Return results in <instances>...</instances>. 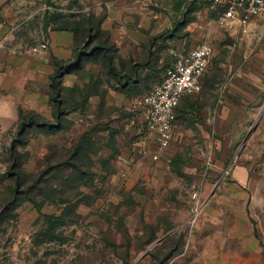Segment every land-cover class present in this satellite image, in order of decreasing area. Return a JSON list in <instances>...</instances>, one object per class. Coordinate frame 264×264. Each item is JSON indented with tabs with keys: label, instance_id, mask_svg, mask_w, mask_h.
Instances as JSON below:
<instances>
[{
	"label": "crops",
	"instance_id": "crops-1",
	"mask_svg": "<svg viewBox=\"0 0 264 264\" xmlns=\"http://www.w3.org/2000/svg\"><path fill=\"white\" fill-rule=\"evenodd\" d=\"M80 1L100 12V28L124 60L139 64L156 47L162 52L159 43L168 37L182 52L207 42L210 53L229 48L228 57L219 56L214 64L208 60L200 90L180 96L174 133L164 145L148 130L139 129L133 139H126L104 115L116 105L129 109L130 96L142 91L140 76L130 79L140 80V87L129 92L117 89L113 78H100L104 69L100 63L88 61L78 70L66 71L60 79L63 96L70 91L78 96L90 76L103 92L90 94L83 108L66 114L65 129L54 134L32 131L28 143L18 146L27 153L24 167L36 171L52 146L73 145L97 126L93 136L97 144L103 138L97 147L99 157L112 167L108 174L114 203L122 204L119 192L124 191L147 212L155 211L161 219L158 230L171 226L160 243L184 233L177 246L178 264H264V14L243 13L220 23L221 9L212 8L210 0ZM6 5L7 0H0V172L19 112L53 119L49 86L53 58L76 64L83 44L71 30L50 29L39 44L13 48L5 25ZM178 32L203 39L187 46ZM42 42L47 44L44 49ZM114 65L119 69L116 60ZM199 94L204 96L200 117L180 123L181 100ZM191 101L193 105L195 100ZM190 110L187 105L183 113L190 117ZM141 111L139 122L146 126V107ZM111 138L116 152L108 144ZM195 189L201 205L193 216ZM135 216L125 213L124 225L136 230L142 220Z\"/></svg>",
	"mask_w": 264,
	"mask_h": 264
},
{
	"label": "rangeland",
	"instance_id": "rangeland-1",
	"mask_svg": "<svg viewBox=\"0 0 264 264\" xmlns=\"http://www.w3.org/2000/svg\"><path fill=\"white\" fill-rule=\"evenodd\" d=\"M6 8L8 12L5 25L11 34L9 42L17 49L39 44L46 32L60 24L62 19L66 18L69 24H73L89 15L93 19L100 16V12L94 13L90 5L81 3L80 0H7ZM54 14L60 17L53 20ZM177 36H180L187 46L203 39L184 36L183 32H178ZM159 44L163 45L162 52L156 47L139 60L142 91L139 96H130L129 109H124V105H116L111 111L104 112L112 121L113 129L126 139H133L139 129L142 132L148 130L144 123L139 122L143 107L142 95L162 80L164 69L170 60L169 48L176 46V40L168 37ZM227 51L230 49L224 48L215 53L212 51L209 63L211 61L214 64L219 56L226 59ZM95 62L101 64V56ZM108 75L104 67L103 74L99 76L108 80L111 78L110 74ZM201 95L186 96L181 100V118L178 119L180 123L186 125L192 118L200 117L198 114L202 106L201 98L204 97ZM191 100H195L193 105ZM187 105H190V117L187 112L183 113V110H187ZM98 140L95 146L97 154L92 157L93 169L97 174L90 187H80L83 192L91 194L89 202H78L75 206L77 215L61 229V237L45 242L37 240V233L44 223L30 202L26 201L16 208H10L7 215L0 218V264H178L177 246L184 239V233L168 237L160 243V237L169 231L171 226L158 230L161 219L156 216L155 211L147 212L124 191L119 192L122 204L114 203V190L109 182V174L105 171L112 170V167L107 160L99 157L97 145H102L103 138ZM5 167L6 165H3V170ZM24 169L27 170L25 167ZM2 185L0 183V193ZM64 190L69 196H74L76 191L74 188L65 187ZM57 191L60 192V189L57 188ZM2 195L3 193L0 199ZM76 201L77 198L74 199V202ZM1 205L0 201V211ZM41 211L58 214L60 209L53 203H45ZM127 212H134L141 218L142 224L138 222L136 230L124 225V214Z\"/></svg>",
	"mask_w": 264,
	"mask_h": 264
},
{
	"label": "trees",
	"instance_id": "trees-1",
	"mask_svg": "<svg viewBox=\"0 0 264 264\" xmlns=\"http://www.w3.org/2000/svg\"><path fill=\"white\" fill-rule=\"evenodd\" d=\"M59 17L60 15L54 14L53 20ZM101 19L102 16L93 19L89 15L69 24L68 19L65 18L52 28L71 30L77 39L81 36L83 38L81 57L76 64L53 58L54 71L49 78L53 119L44 118L33 111L21 110L13 138L4 150L3 162L6 167L0 172V183L3 184L0 218L5 217L10 208H16L26 201L30 202L39 212L44 223L43 228L37 233L38 241H54L61 237V229L72 222V217L77 215L75 213L76 204L82 200L89 202L91 194L83 192L80 187H90L97 174L93 169L92 159L97 154L95 150L97 142L93 136L97 126L83 132L77 143L73 145L68 147L52 146L43 165L38 170L28 172L24 169L23 163L27 158V153L20 151L18 146H25L28 143V135L32 131L54 134L65 129L64 117L66 114L80 107L83 108L90 94L103 92V89H99L97 86L98 81L92 82L90 76L85 89L77 92L78 96L70 89L65 91L67 94L70 91L69 96H63L64 89L60 83L62 75L66 71L82 68L85 62H95L101 56V64L106 68V74H110L111 78L117 82V89L131 92L130 90L140 87L137 84L140 80L130 81L132 77L138 79L140 64L133 62V59L124 60L117 54L107 32L100 28ZM103 36L105 37L103 38ZM115 60L118 62L119 69L114 65ZM112 143L111 138L108 144L113 152H116ZM105 171L109 173V169ZM64 187L76 189L74 196H69ZM57 188L60 189V192L57 191ZM75 198H77L76 202H74ZM45 203H53L60 209V212L58 214L42 212L41 208Z\"/></svg>",
	"mask_w": 264,
	"mask_h": 264
},
{
	"label": "built area",
	"instance_id": "built-area-1",
	"mask_svg": "<svg viewBox=\"0 0 264 264\" xmlns=\"http://www.w3.org/2000/svg\"><path fill=\"white\" fill-rule=\"evenodd\" d=\"M211 7L221 9L219 22L241 14H264V0H210ZM46 42L40 48H46ZM210 53L207 42L182 52L175 47L169 48L171 60L164 69L162 80L151 90L142 95L141 103L146 107V128L157 135L160 144H167L174 133L175 107L183 93H194L200 90L202 75ZM194 199L193 216L200 208L197 190L191 192ZM194 218V217H193Z\"/></svg>",
	"mask_w": 264,
	"mask_h": 264
}]
</instances>
